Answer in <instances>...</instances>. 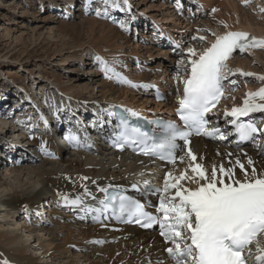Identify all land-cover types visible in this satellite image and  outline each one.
Here are the masks:
<instances>
[{
	"label": "bare ground",
	"instance_id": "6f19581e",
	"mask_svg": "<svg viewBox=\"0 0 264 264\" xmlns=\"http://www.w3.org/2000/svg\"><path fill=\"white\" fill-rule=\"evenodd\" d=\"M85 1L87 3V0ZM94 1L98 3L97 12L102 13L99 16L96 12L97 18L109 21V19L103 18L105 7L102 0ZM146 1H148L147 4L153 5L146 8V13L143 12L144 15L137 12L129 0L128 5L132 7L126 16L118 14L127 11V9L109 8L107 10V17L110 16L111 20L123 18L128 28L138 19L140 20L138 22H146L149 26L140 23L136 30L140 42L135 41L130 44L131 41L121 38L122 34L129 35V30H122V32L120 30L119 32L114 26L110 27L104 22L97 24L98 20H84L74 24L62 23L60 27L51 30L52 33H56L55 36L62 45H67L71 39L76 41L81 37L78 40L80 41L82 37L86 36L84 39L87 42H77L76 47L78 48L70 53H75L79 48L85 46L96 57L106 61L109 68L112 69L107 74V76H111V79L107 78L105 72L102 71L101 77L107 79L105 82L95 84V81L98 80L94 74L88 79V82L95 85L97 93H100V99L90 108L92 112L99 114L102 109L126 106L127 109H133L141 115L162 116L168 114L174 106V101L170 99L168 103L154 105L151 100L152 95L148 93L153 85L161 83H163L161 88L165 93L177 92L175 82L171 81V73H177L178 80L185 79L188 72L185 69H190L188 59L197 58L189 57V48L194 49L199 55L209 48L218 36H223L228 32H242L257 40L264 39V17L261 15L264 12V6L261 5V7L256 0H181L184 10L183 17H179L177 14V7L174 5L177 0L171 2L170 0ZM166 1L165 5L163 2ZM254 1L257 7L260 6V11L259 9L255 11L252 6L248 7ZM66 2L72 4L73 0ZM120 3H123V0H120ZM91 4H88L87 7ZM99 4L103 5V9ZM191 12L199 16L198 20L194 21L190 17ZM143 17L144 19H142ZM143 29H148L149 34L141 33ZM167 29L173 32L174 37H171L181 40L182 53L177 54L171 53L167 49L163 50L153 41V38H156L154 37L156 30L164 32ZM87 37L91 39H87ZM143 37H147V43H143ZM199 37L205 39L200 40ZM260 50L264 51V47L250 45L242 53L239 50L236 51L227 61L231 70L227 75L235 83L230 84L218 112L213 114V119L217 123L215 127L225 134V138L227 132L224 125L231 120V117L221 114L230 113L233 108L243 107V102L249 94L257 93L264 88V80L259 79V77H264V55L261 57L258 52ZM80 55H67L63 59V65L66 67L73 63L83 65L82 63H85L87 58ZM143 55L146 58L144 62L141 59ZM123 58H126L127 61L122 62ZM133 63H140L139 69L134 70V75L131 74L132 69L136 68ZM254 63L262 64V72L257 73L251 69V65ZM100 68L102 69L101 64ZM0 73L2 75V71ZM241 73H250L251 75H241ZM2 77L4 79L6 75L1 76L0 83L3 82ZM120 77L130 83H125ZM39 78H42L43 81L37 84ZM44 79L45 77L38 74L34 80L36 84L27 79L29 86L32 85V89L31 86L30 89L23 87L32 94L35 103L37 100L39 101L40 109L44 113L46 103L57 99L59 94L69 97L70 106L77 110L86 109L72 101L74 98L83 96L81 86L76 85L75 82L63 85L56 79L50 82H48L49 78ZM249 81L254 82L255 85L250 87ZM88 85L82 86L85 94L90 93ZM237 85L241 87L239 96L233 93ZM43 92L45 93L42 94ZM40 94L42 97L37 98ZM13 98L19 102L22 100L23 106L28 104L23 101L16 89L14 90L9 85L0 87V130H2L0 131V229L7 224L10 228L5 232L0 231V264H3L5 260L8 264H43L39 261L40 259L33 258L28 254L29 249L41 252L43 257L49 260L47 264H82V262L88 264H148L149 261L153 264L154 260L165 259L163 251L170 245L162 244L155 234L142 233L130 227H122L120 231H114L112 226L107 223L98 224L96 220L100 212L91 211V209L101 207L99 196L105 192L102 189L132 188L141 184L145 180L143 177L148 174L145 172L146 161L123 154L112 156L102 142L92 145L89 150H81L55 138V133H52L51 136L49 132L45 131L41 138H38L37 134L25 133L24 135L25 130L31 129L30 131H32L37 126L33 124V121L36 120L33 117L36 111L30 107L25 109V115L22 116V121L28 123L26 129L18 126V131H15V124L11 125L13 123L11 118L9 116L6 119L1 117L3 109L10 105ZM254 102L264 103L258 97ZM56 107L53 104L47 110L57 109ZM85 113L88 111L86 110ZM46 116L48 117L47 114ZM30 121L32 123H29ZM8 124L9 126H7ZM36 131L42 133L43 129L40 127ZM19 135L25 136V145L32 148H27V151L37 154L39 151L38 155L39 157L41 155V158L25 156L26 149L25 151L19 149L21 146L18 140ZM11 140L13 148L8 145ZM192 148L196 155V161L192 162L193 166L199 163L207 172H211L214 166L217 168L223 166L226 169L232 167L235 178L243 179V172L237 161L250 172L249 158L254 162L258 173L264 170V150L255 152L249 148L230 146L229 142L222 141L218 136L194 139ZM6 150L17 156V160H13V163L16 162L14 166L2 164L3 152ZM189 162L185 159L179 165L168 167L165 176L160 178L161 185L164 187L166 178L171 182L169 173L175 177L187 169L188 174L191 175ZM82 177L86 179L82 180ZM181 183L186 187H196L188 180L181 181ZM84 185H86L88 195H85ZM62 196H67L69 199L81 196L84 199V204L81 206L67 205ZM40 202L43 207H46L47 220L41 224L37 222L25 223L19 212L24 209L33 210L35 205ZM48 204L49 206H46Z\"/></svg>",
	"mask_w": 264,
	"mask_h": 264
},
{
	"label": "snow or ice",
	"instance_id": "6c2138e0",
	"mask_svg": "<svg viewBox=\"0 0 264 264\" xmlns=\"http://www.w3.org/2000/svg\"><path fill=\"white\" fill-rule=\"evenodd\" d=\"M92 2L93 0H87V4ZM102 3L105 14L109 8L130 9L128 0H123V3H120V0H102ZM97 15L102 13L97 12ZM119 26L124 31L129 30L125 23ZM250 45L264 47V39L257 40L242 32H228L218 36L215 42L199 55L189 48V57L197 58L188 59L190 69L185 71L190 74L184 81L183 98L179 101L178 109L179 119L186 130L168 123L164 125L165 135L150 137L147 132L139 128L129 129L125 124V131L120 134L116 146L123 149L125 144L140 145L143 147V154L158 156L161 160L175 164V152L181 147L177 141L182 140L186 146L193 131L196 135L225 139V134L221 133L218 127L208 128L210 121L206 116L223 96V82L231 71L227 61L234 52L239 50L242 53ZM96 59L107 76L112 69L102 58ZM107 78L111 79V76ZM120 79L130 83L123 77ZM259 79L264 80V77ZM257 97L264 101V88L249 94L243 102V107L233 108L225 115L238 119L249 113H264V103L254 102ZM233 123L241 140H255L257 133L264 135V132L252 123H236V120H233ZM68 139L69 142L77 141L74 135H70ZM187 156L191 158L189 167L192 174H188L187 169L175 177L169 173L171 182L166 178L163 189L154 190L162 193L158 197L159 207L156 209L161 216L150 214L145 211L146 205L126 196L111 198L113 213L118 212L121 218H127V222L137 223L143 228L158 225L160 236L170 245L164 251L172 264H248L250 260L253 264H264V170L258 173L251 158L248 160L250 172L237 161L243 172V179H236L232 167L226 169L223 166H214L211 172H207L199 163L193 166L192 162L196 161V156L191 151H188ZM183 160L184 157L181 156L180 161ZM185 180L196 187H186L181 183ZM83 187L85 195H88L86 185ZM62 199L65 204L71 206L84 204L81 196L73 199L62 196ZM108 206L106 202L101 201V207L91 211L103 212ZM253 247L255 252L252 251ZM3 264L8 262L5 260ZM148 264L152 262L149 261ZM156 264L166 262L158 259Z\"/></svg>",
	"mask_w": 264,
	"mask_h": 264
},
{
	"label": "rangeland",
	"instance_id": "374dc122",
	"mask_svg": "<svg viewBox=\"0 0 264 264\" xmlns=\"http://www.w3.org/2000/svg\"><path fill=\"white\" fill-rule=\"evenodd\" d=\"M66 1L0 0V71H2V75L0 73V78L1 76H3V74L6 75L4 79L2 77L3 82L0 83V87L9 85L14 90H17L16 86L14 88V83L16 85H21L22 87H25L27 89H30L31 86L32 89V85L29 86L27 81L30 80L29 82H33L36 84L34 80H36V76L38 74L41 77H45L44 80H46V78H49L48 82L53 79H56V81L58 80V82H61V84L63 85H69L70 83L75 82L76 85L81 86V91L84 94L83 96L74 98L73 102L75 104L77 103L76 105H79V107L83 106V109L91 108L92 104L94 105L100 99V93H97L98 90L95 88V85L93 83L88 82L89 77L93 74L97 76L98 81H95V84H99L107 80L103 76L101 77L102 70L100 68V63L96 59V55L92 51L87 50L85 46L79 48L75 53H70L71 51L78 48L76 47V45L78 44L77 42H87L84 39L86 38V36L82 37L80 41L78 40L81 37L76 41H73L72 39L68 41L66 38L68 44L62 45L60 44V42H58L57 36H55L56 33H52L51 30H55L56 28L60 27L62 23L74 24L82 22L84 20H98L99 22L97 21V24L104 22V24H107L110 27L114 26L117 31L120 32L121 30L122 32V29L119 25L121 23H124V20L123 18L111 20L109 16V18L107 17V12L106 14H103V18L109 19L110 22L108 20V22L106 20H99V18H97V16L95 15L97 10L99 9L98 3L94 0V3L89 5V7H87L88 4L85 0H73L72 4H68ZM129 1L132 6H135L137 12L141 13L142 15H144L143 12L146 13V8H150L153 5L150 3L147 4L148 1L146 0ZM256 1L260 3V6H264V0ZM163 3L166 5L167 1ZM99 5L101 9H103V5ZM250 6H252L255 11H257L258 9L260 11V6L257 7L255 5V1L253 4L251 3L250 5H248V7ZM261 15L264 17V12ZM142 19H144V17ZM114 23L116 26L113 25ZM144 24L148 25L146 24V22ZM143 33L149 34L148 29H143ZM130 34V32L129 35L127 34V36L122 34L121 38H126L128 41H131L130 44L134 43L135 41L137 42L140 39L139 36L138 39H136L133 34ZM87 39L91 38L87 37ZM143 39L144 42H146L147 38L143 37ZM119 43L121 42L119 41ZM258 52L261 57L264 55V51L260 50ZM79 54H81V57L87 58L86 62L82 63L83 65H79V63L70 64L68 67L63 65V59L67 55L70 56ZM141 57L144 62V60L146 59L145 55ZM126 61L127 59L123 58L122 62ZM127 64L129 65V63ZM135 69L137 68L134 67L132 69L131 74H135ZM251 69L257 73H259L260 71L262 72V64L254 63L251 65ZM42 81V78L37 79V84ZM171 81H174L175 84H177V73H171ZM86 84H89V94H85L82 88V86ZM254 85V82L249 81L250 87H253ZM240 90L241 87L237 85V87L234 88L233 91L234 95L239 96ZM7 126H9V124ZM97 144L94 143V145ZM28 148L32 149L29 146ZM32 156L39 157V155H36V153L27 154V157L29 158H31ZM39 158H41V155ZM37 162L39 161L37 160ZM7 164L10 165L11 162L9 163V161H7ZM11 166H14V163L10 165V167ZM9 229V225L7 224L6 226H3L0 231L5 232ZM17 233L20 234V232ZM28 254H30L33 258L40 259L39 261L43 264L49 263V260L43 257L42 253L39 251L29 249ZM82 264L88 263L82 262Z\"/></svg>",
	"mask_w": 264,
	"mask_h": 264
}]
</instances>
